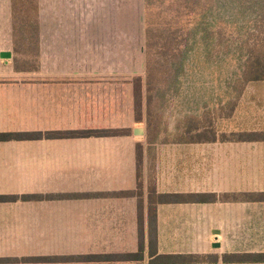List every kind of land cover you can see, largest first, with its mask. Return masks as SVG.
Returning a JSON list of instances; mask_svg holds the SVG:
<instances>
[{"label":"crops","instance_id":"1","mask_svg":"<svg viewBox=\"0 0 264 264\" xmlns=\"http://www.w3.org/2000/svg\"><path fill=\"white\" fill-rule=\"evenodd\" d=\"M96 38L39 35L37 62L18 68L15 52L0 57L6 61L0 134L132 130L122 137L0 142V196L39 197L0 203V264H149L150 181L159 195L187 196L157 205L159 256L264 264L224 261L264 254V199L256 200L264 196V141L231 138L264 129H225L217 135L229 138L208 143L145 145L134 129L132 102L128 110L127 77L96 63L104 57L103 46L96 54ZM137 144L145 230L140 263L120 258L139 251L138 198L128 194L138 186Z\"/></svg>","mask_w":264,"mask_h":264},{"label":"rangeland","instance_id":"2","mask_svg":"<svg viewBox=\"0 0 264 264\" xmlns=\"http://www.w3.org/2000/svg\"><path fill=\"white\" fill-rule=\"evenodd\" d=\"M209 6L214 7L206 16L214 23L210 35L192 30L188 35ZM39 13L40 35H97L96 54L103 46L104 57L97 55L96 63L110 64L113 75L127 77L128 110L133 80L142 78L143 123L134 129L141 130L145 145L175 142L195 117H206L217 131L264 129V87L245 89L232 119L215 116L240 89L235 80L264 30V0H39ZM12 20L11 0H0V52H15ZM184 26L182 35L178 28ZM149 27L156 35L147 55ZM168 28L177 35L163 33ZM250 96L262 98L263 104L249 103Z\"/></svg>","mask_w":264,"mask_h":264},{"label":"trees","instance_id":"3","mask_svg":"<svg viewBox=\"0 0 264 264\" xmlns=\"http://www.w3.org/2000/svg\"><path fill=\"white\" fill-rule=\"evenodd\" d=\"M12 8V34L14 41V51L16 54V66L18 68V63L20 64H30L32 61L37 62L39 57V35H40V13H39V0H11ZM214 7L209 6L208 15L201 14L200 17H196L199 23H196L193 29L195 35L200 33H206L210 35L209 32L213 28V19H207L206 16L212 15ZM196 18L189 21V26H191ZM208 26L202 28L201 26ZM264 26V25H263ZM211 27V29L209 28ZM182 29V35H185V29ZM264 29V28H263ZM172 29L168 28L163 33L171 34ZM146 35V54L150 55L154 44L152 40L153 35H156L154 29H149L145 33ZM171 35H177L176 32ZM204 35V34H203ZM259 39L255 40L254 49H248L247 57L245 63L242 65L243 71L241 76L236 79L235 83L240 86L236 98L228 102L225 108H222L219 112L215 113L217 118L230 120L234 117L239 105L242 102L243 92L245 89L249 88H262L264 87V30L262 35L258 36ZM206 39V38H205ZM20 57V59H18ZM34 58V60L32 59ZM150 87L151 83L147 77V83ZM249 102L255 103L258 106L263 104L262 98L259 100L256 96H250ZM133 109H134V121L136 124L143 123V80L141 77H136L133 80ZM183 133L177 135L179 139H176V143L182 142H215L216 139H227L226 135H217V129L212 125L208 124L206 117L194 118L193 124L191 126L183 127ZM131 133L129 129H108V130H79V131H58V132H48L42 133H23V134H0V142L9 141H29V140H41V139H82V138H103V137H122L128 136ZM231 137V136H230ZM231 138H235L238 141H264V132H242L234 134ZM137 179L138 186L137 191L133 193H128L129 195L137 196L138 198V231H139V251L136 254L121 256L122 260L135 261L140 263L143 259L145 251V230H144V215H143V180H142V170H143V155H142V145L137 144ZM71 195H60V198H70L76 197ZM50 198V197H49ZM216 196H214L215 200ZM262 200L264 196L259 197ZM39 199L37 196H0V203L2 202H14L17 200L29 201ZM148 199H149V256L152 258L149 264H189V263H199L204 260V258L199 256H159L157 253V205L162 203H182L187 199L185 195H159L157 194V189L152 181L149 182L148 186ZM115 258V257H108ZM50 260V259H47ZM24 262H35L37 259H25ZM225 262H241V263H264V254L255 255H235L226 256L224 258ZM3 262V261H1Z\"/></svg>","mask_w":264,"mask_h":264},{"label":"water","instance_id":"4","mask_svg":"<svg viewBox=\"0 0 264 264\" xmlns=\"http://www.w3.org/2000/svg\"><path fill=\"white\" fill-rule=\"evenodd\" d=\"M0 57L2 59H6V60L12 59V53H10V52H2ZM139 132L142 133L141 130H139Z\"/></svg>","mask_w":264,"mask_h":264}]
</instances>
